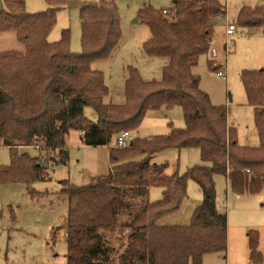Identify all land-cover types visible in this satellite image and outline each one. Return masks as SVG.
<instances>
[{
    "label": "trees",
    "instance_id": "trees-1",
    "mask_svg": "<svg viewBox=\"0 0 264 264\" xmlns=\"http://www.w3.org/2000/svg\"><path fill=\"white\" fill-rule=\"evenodd\" d=\"M0 32L13 30L24 50L0 52V145L9 147L10 163L0 165V185L24 183L31 189L44 180L43 159L22 149L43 139L59 150L58 163L68 162L67 136L80 132L84 145L109 147L110 170L82 185L60 181L67 198V264H202L209 252H225L228 242L227 212L218 200L216 177H225L235 194L264 192V68L243 69L241 80L247 104L253 107L259 144L242 145L237 128L228 124V107L214 104L193 72L202 55L208 54L216 17L226 12L221 0H175L168 14L145 7L150 38L147 55L164 57L160 80L144 81L137 68L128 67L124 105H111L102 71L91 64L108 58L122 37L115 0L74 2L82 20V51L70 48V30L49 41L58 6L27 12L25 0H3ZM236 24L264 28V0L255 7L243 5ZM210 70L218 71L212 60ZM220 68V69H219ZM91 106L96 120L84 109ZM183 109L185 126L167 134L134 137L126 147L111 145L120 132H135L147 112L162 107ZM198 148L201 162L183 173L167 174L168 162H156L157 153L168 149ZM53 161L54 158H53ZM189 180L203 195L187 225H162L159 220L180 209ZM163 188L162 197L146 200L148 188ZM141 209L122 224L125 249L116 258L100 227L113 226L129 197ZM249 261L263 262L259 232L247 233ZM108 247V246H107Z\"/></svg>",
    "mask_w": 264,
    "mask_h": 264
},
{
    "label": "rangeland",
    "instance_id": "rangeland-1",
    "mask_svg": "<svg viewBox=\"0 0 264 264\" xmlns=\"http://www.w3.org/2000/svg\"><path fill=\"white\" fill-rule=\"evenodd\" d=\"M96 1L98 0H26V10L35 13L44 11L53 4L58 6L57 21L48 39L51 42L57 41L61 38L62 31L69 29L71 51L81 52L82 20L79 8L72 3ZM222 1L226 4V12L219 16L221 19L212 33L215 40L212 46L218 49L215 58L221 62L215 65L226 68L228 79H222L217 76L216 71L210 70L207 55L200 57L193 72L200 77V87L210 95L214 104L230 106L228 119L238 127L239 141L257 146L259 136L254 110L247 104L241 73L243 69L264 68V28L250 34L249 28L238 26L236 22L243 5L255 7L260 5L262 0ZM115 2L118 6L122 37L108 58L95 60L91 66L103 72L112 100L116 104H122L126 101L125 83L129 78L128 67L137 68L144 81L160 80L162 68L168 62L167 58L147 55L144 44L150 38V28L147 20L140 18L141 10L145 7L160 10L173 5L172 0H115ZM3 7L4 2L0 0V9ZM229 23L237 25V30L230 34L226 29ZM24 49V44L18 41L15 31L0 32V52ZM84 113L93 121L97 118L91 106L85 107ZM149 118L155 120L150 121ZM157 118L153 114L145 116L143 121L144 124L146 122L150 124V131L166 130L169 123H173L176 128L185 126L183 109L178 106L158 111ZM69 138L66 146L68 151L66 164L57 162L59 150L48 148L43 139L36 142L40 147L33 144L22 149L31 156L40 157L45 161L43 163L46 166V177L33 183L31 189L24 183L0 185V264H67L68 203L66 196L59 192L60 181L68 179L76 185L85 184L91 177L107 174L110 163L109 148L82 145L83 141L76 131H73ZM115 140L116 137L113 138L111 145H115ZM166 159L169 161V168L183 173L188 167L200 163V151L198 148H183L180 151L172 148L166 152ZM9 163V147L0 145V165ZM216 183L219 203L228 214L230 241L227 242L226 256L224 252H209L204 255L202 264L238 263V257L241 255L239 240L244 238L247 248L246 235L252 229L259 232V250L264 253V192L236 196L228 187L225 177L217 176ZM188 185H190L187 189L188 200L185 203L184 214L179 219L180 224L190 223L195 207L203 200L198 184L189 180ZM152 187L151 195L146 196L148 201L162 197L161 187L156 185ZM127 201L130 205L121 207L113 226L98 228L99 233L104 235L109 256L116 258L115 261H118L119 255L125 249L124 235L127 230L122 224L131 218V211L141 209L138 199L129 195Z\"/></svg>",
    "mask_w": 264,
    "mask_h": 264
},
{
    "label": "crops",
    "instance_id": "crops-1",
    "mask_svg": "<svg viewBox=\"0 0 264 264\" xmlns=\"http://www.w3.org/2000/svg\"><path fill=\"white\" fill-rule=\"evenodd\" d=\"M174 2H175V0H172V5L174 4ZM221 2H223L222 0H221ZM164 8H166V7H164ZM167 8H169V7H167ZM171 8V7H170ZM25 9H26V0H25ZM27 11V10H26ZM27 12H29V11H27ZM221 18L219 17V16H217V18H216V25H215V27H214V30H215V28H216V26H217V24H218V21L220 20ZM226 29H227V26H226ZM214 30H213V32H214ZM250 31H249V33L250 34H253V33H255L258 29H249ZM253 30H255V31H253ZM212 42H214L215 43V40H214V38H213V36L211 37V45H212ZM215 47V46H214ZM216 48V47H215ZM225 48H226V45H225ZM216 50H217V53H218V49L216 48ZM207 55V61H209V60H212V61H214L215 62V64H221V62L220 61H218L216 58H215V56L214 55H212L211 53H209L208 52V54H206ZM105 81H106V78H105ZM106 84H107V81H106ZM108 85V84H107ZM109 87V86H108ZM104 100H105V102L106 103H109V104H111V105H124L125 103H126V101L124 102V103H122V104H120V103H115L113 100H112V98H111V96H110V89H109V94L107 95V96H105V98H104ZM229 100H231V97L229 98ZM227 105V104H226ZM227 107H228V112H229V109H230V106H228L227 105ZM251 107V106H250ZM164 108H166V107H162L160 110H156V111H149V112H147V115L149 114H153V116L154 117H156L157 118V115H158V111H161L162 109H164ZM167 109V108H166ZM251 109L253 110V107H251ZM146 115V116H147ZM156 115V116H155ZM152 117V116H151ZM158 119V118H157ZM149 120L150 121H152V120H155V118H149ZM144 122L145 121H143V125L142 126H140L134 133H132L133 134V137L132 138H134V137H149V136H153V135H162V134H167V133H169L170 131H171V128L172 127H175L174 125H173V123H169L168 124V129L166 128V130H164V129H162V130H159V131H150L149 130V126H150V124L149 123H145L144 124ZM156 124H158V122L156 123ZM228 124L229 125H231V126H234V127H236V125H235V123L234 122H231V121H229V119H228ZM236 128H238V127H236ZM237 131H238V129H237ZM72 132L73 131H71L70 133H69V135H68V137H67V140L68 141H70V136L72 135ZM79 134H80V138H81V133L79 132ZM131 135V134H130ZM116 137V136H115ZM82 139V138H81ZM82 141V140H81ZM238 142L240 143V144H242V145H249V144H246V143H241L240 141H239V132H238ZM67 145H68V143H67ZM82 145H84L83 144V142H82ZM102 147H107V148H109L107 145H104V146H102ZM169 150H171V149H168V150H165V151H162V152H159V153H157L156 155H155V157H154V160L156 161V162H159V163H162V162H168V164H169V161L166 159V152L167 151H169ZM180 151V150H179ZM200 162H201V159H200ZM110 168H111V166H110V163H109V165H108V172H109V170H110ZM174 170L175 169H172V168H169V165H168V167H167V169H166V173L167 174H172L173 172H174ZM90 179H88V181H89ZM87 181V182H88ZM86 182V183H87ZM216 185H217V183H216ZM188 186H190V185H188L187 184V189H188ZM161 187V186H160ZM159 187V188H160ZM152 186L151 187H149L148 188V194H147V196H150L151 195V191H152ZM161 190H162V192H163V188L161 187ZM237 196V195H236ZM238 196H240L239 194H238ZM188 200V194H187V196L185 197V199L183 200V203H182V205H181V207H180V209L179 210H177V211H175V212H172V213H170V214H168V215H166V216H164L163 218H161L160 220H159V224H162V225H178V224H180V222H179V219L181 218V216H182V214H184V211H185V203H186V201ZM149 202H150V200H149ZM198 206V205H197ZM196 206V207H197ZM195 207V208H196ZM227 218H228V214H227ZM187 224H189V223H187ZM187 224H181V225H187ZM247 236V235H246ZM248 238V237H247ZM228 240L230 241V234H229V237H228ZM230 243V242H229ZM239 247H240V251H241V255H239V257H238V260H237V262L238 263H234V264H253V263H251L250 261H249V247H248V242H247V248H246V242H245V239L244 238H241L240 240H239ZM227 248H228V246H227ZM226 252H227V250L224 252L225 253V256H226ZM262 252V251H261ZM262 254H263V262L262 263H259V264H264V253L262 252Z\"/></svg>",
    "mask_w": 264,
    "mask_h": 264
},
{
    "label": "built area",
    "instance_id": "built-area-1",
    "mask_svg": "<svg viewBox=\"0 0 264 264\" xmlns=\"http://www.w3.org/2000/svg\"><path fill=\"white\" fill-rule=\"evenodd\" d=\"M171 11V8H163V12L165 14H168L169 12ZM237 30V25L236 24H228L227 25V33L230 34L232 32H235ZM209 53H211L212 55L216 56L217 54V50L214 46H210V50H209ZM217 76L222 78V79H225L227 80L228 79V76H227V71H226V68L225 67H222L220 70H218L216 72ZM131 133L128 132V131H123V132H120L117 136H116V140H115V144L117 146H121V147H126L130 144L131 142ZM36 144V143H35ZM36 147H40L39 145L36 144ZM237 195V194H236ZM238 196V195H237Z\"/></svg>",
    "mask_w": 264,
    "mask_h": 264
},
{
    "label": "water",
    "instance_id": "water-1",
    "mask_svg": "<svg viewBox=\"0 0 264 264\" xmlns=\"http://www.w3.org/2000/svg\"><path fill=\"white\" fill-rule=\"evenodd\" d=\"M253 31H255V30H253Z\"/></svg>",
    "mask_w": 264,
    "mask_h": 264
}]
</instances>
